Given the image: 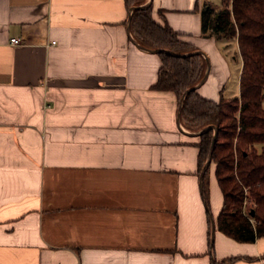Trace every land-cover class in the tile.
<instances>
[{"label":"crops","instance_id":"1","mask_svg":"<svg viewBox=\"0 0 264 264\" xmlns=\"http://www.w3.org/2000/svg\"><path fill=\"white\" fill-rule=\"evenodd\" d=\"M149 3L208 59L198 93L219 102L239 48L203 36L213 2ZM130 14L124 0H0V264H264V237L218 229L223 194L215 175L207 203L199 132L174 92L153 88L161 57Z\"/></svg>","mask_w":264,"mask_h":264},{"label":"trees","instance_id":"2","mask_svg":"<svg viewBox=\"0 0 264 264\" xmlns=\"http://www.w3.org/2000/svg\"><path fill=\"white\" fill-rule=\"evenodd\" d=\"M124 2L131 11L130 32L135 40L144 49L158 50L161 57L153 88L174 92L182 102L181 123L192 132L202 131L197 143L199 173L211 156L202 178L207 203L212 164L223 194L218 229L243 243L264 237V0H221L220 7L206 4L202 9L203 36L237 39L243 61L240 95L222 97L217 103L202 97L198 88L189 91L202 81L208 68V59L199 48L182 40L168 23L155 21L151 3ZM241 259L232 257L222 264Z\"/></svg>","mask_w":264,"mask_h":264},{"label":"rangeland","instance_id":"3","mask_svg":"<svg viewBox=\"0 0 264 264\" xmlns=\"http://www.w3.org/2000/svg\"><path fill=\"white\" fill-rule=\"evenodd\" d=\"M211 1L213 2L215 7H220L221 0H211ZM229 49L232 50V52H237L235 42H233L230 45ZM239 55H240V51L239 53L237 52L236 60L234 58L232 59V70H231L229 80L227 81V84L223 86L222 91L220 93L221 96L224 98H232V97L239 96V92H240L239 90V71L241 67V58ZM214 176H215V168H214V164H212L209 170V190H210L211 178Z\"/></svg>","mask_w":264,"mask_h":264},{"label":"water","instance_id":"4","mask_svg":"<svg viewBox=\"0 0 264 264\" xmlns=\"http://www.w3.org/2000/svg\"><path fill=\"white\" fill-rule=\"evenodd\" d=\"M130 15H131V14H130ZM129 19H130V17H129ZM129 29H130V24H129ZM149 51H156V52H158V50H149ZM208 66H209V61H208ZM207 76H208V68H207L206 74H205L204 78L202 79V81H201L197 86H195V87L189 89V91H190V90H194V89L199 88V87L205 82V80L207 79ZM183 98H184V97H183ZM182 100H183V99H182ZM181 106H182V102H181V104H180V109H179V120H180V110H181ZM203 131H204V130H203ZM201 132H202V131H201ZM201 132H199L198 134H200ZM216 137H217V130L215 129V135H214V140H213L212 147H214ZM210 163H211V156H209V158H208V160H207V163H206V165H205V167H204V169H203V171H202V173H201V174H202V177H203V174H204L205 170H206L207 167L210 165ZM252 213H254V211H253ZM214 234H215V223H214V221H212V240L214 239Z\"/></svg>","mask_w":264,"mask_h":264},{"label":"built area","instance_id":"5","mask_svg":"<svg viewBox=\"0 0 264 264\" xmlns=\"http://www.w3.org/2000/svg\"><path fill=\"white\" fill-rule=\"evenodd\" d=\"M20 39H17V38H12L11 39V43L13 44V45H17V44H20ZM244 213L247 215V212H246V210L244 209Z\"/></svg>","mask_w":264,"mask_h":264}]
</instances>
